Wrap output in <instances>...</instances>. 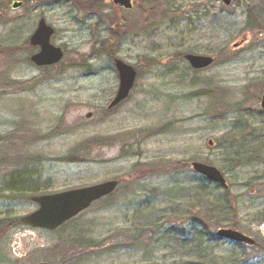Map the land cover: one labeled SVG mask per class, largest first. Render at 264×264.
I'll return each mask as SVG.
<instances>
[{
  "label": "rangeland",
  "instance_id": "1",
  "mask_svg": "<svg viewBox=\"0 0 264 264\" xmlns=\"http://www.w3.org/2000/svg\"><path fill=\"white\" fill-rule=\"evenodd\" d=\"M12 1L0 4V220L35 210L34 194L120 185L54 231L4 229L0 264H264V146L257 145L264 143V0H134L128 10L99 0L100 13L89 18L93 0L17 10ZM252 5L261 17L254 29L246 23ZM40 15L64 50L48 68L29 60ZM187 53L214 62L194 70ZM114 58L137 75L128 97L108 110L118 85ZM239 144L260 146L258 158L232 164ZM33 156L39 160L23 166L6 160ZM191 161L217 167L229 185L203 192L207 219L194 204L199 175ZM200 218L213 229L208 242L193 240L196 247ZM172 227L179 235H165ZM218 228L256 244L213 242ZM138 233L151 240L135 242ZM200 250L209 263L197 260Z\"/></svg>",
  "mask_w": 264,
  "mask_h": 264
},
{
  "label": "water",
  "instance_id": "2",
  "mask_svg": "<svg viewBox=\"0 0 264 264\" xmlns=\"http://www.w3.org/2000/svg\"><path fill=\"white\" fill-rule=\"evenodd\" d=\"M224 5H229L231 0H219ZM113 4L130 9L132 7L131 0H112ZM20 6L19 2L12 4L13 8ZM53 29L48 26L42 18L36 30L30 36L29 41L31 45L39 46V52L30 57L32 63L37 66L52 65L60 61L62 58V51L59 47L50 44V36ZM244 38L234 44L237 46ZM185 59L194 69H203L211 65L213 58L205 55L186 54ZM114 65L118 72L119 83L116 94L107 108L116 106L118 103L126 99L130 90L133 87L136 71L134 68L120 59H114ZM260 107L264 110V94L260 97ZM211 145V140L208 141ZM191 167L207 180L218 183L224 188H227L225 177L222 172L215 166L206 163L193 161ZM117 180H108L101 183L88 185L84 187L74 188L61 192L32 196L31 200L35 202L38 207L34 211L21 217V221L32 227L46 230H55L66 221L76 216L90 206L94 201L110 194L116 187ZM219 239L230 242H244L253 244L254 240L244 234L231 229L220 228L215 232ZM37 264H48L45 262Z\"/></svg>",
  "mask_w": 264,
  "mask_h": 264
},
{
  "label": "trees",
  "instance_id": "3",
  "mask_svg": "<svg viewBox=\"0 0 264 264\" xmlns=\"http://www.w3.org/2000/svg\"><path fill=\"white\" fill-rule=\"evenodd\" d=\"M246 15H247V26L248 27H254L256 26V24L258 23H261V17H260V11L258 9V7L256 6H248L247 7V12H246ZM255 23V25H254ZM259 27H260V24H259ZM256 28V27H255ZM264 93V91H263ZM262 145L264 146V143L262 142H257V145ZM250 146H245V144L243 145H238V147L236 146L235 149H233V152L230 154L231 156V163H235L236 166L240 165V164H243L244 162H249L251 159H256L258 158L259 156V152H260V149L258 147L260 146H257V148H248ZM5 158V157H3ZM7 160V163L10 164V163H14L15 166H19V165H27V164H31V163H34V162H37L39 160V157H28V158H25V159H22L21 161H18V162H13L12 159H6ZM198 180H199V184L197 185V187H195V189L197 190V194H198V197L200 199H195V202L194 204L197 203V205H200L201 209V213L203 215L204 218H208V210H202V209H205L206 207V204H205V200L201 199V198H204L203 196H205L206 194H204L203 192L204 191H207V189H217V188H220L218 185L216 184H213L211 182H208L207 180H205L203 177L201 176H198ZM227 190H225L226 192ZM18 192H23V191H19ZM199 192V193H198ZM113 194V193H112ZM110 194L109 196L105 197L106 199H108L109 197H111ZM30 198V197H29ZM222 201V200H221ZM221 204H223L221 202ZM219 207V206H218ZM219 208H222L223 210L227 211L228 210V207L226 206V203L224 201V204L221 205ZM221 213L223 212H220L218 213L219 215H221ZM200 221L201 223H196V227L198 228V230L196 232L193 233V239H195L196 241L199 240L200 237L204 236L203 234H205V232L207 231L206 229H204L208 224V222L202 218H200ZM260 221H264V217H262L260 219ZM23 225L22 222L20 221V219H13V220H8V219H1L0 220V237L1 236V233L4 232V229H8V228H13V227H19ZM165 235H175L174 234V231L169 228L165 231ZM211 228H208V235H211ZM167 235V236H168ZM132 239L137 242V243H141L143 245H146L148 243L149 240H151L148 236H146V234H141V233H138L136 236H132ZM195 241V242H196ZM200 241H203V242H208V238L205 239V238H202L200 239ZM173 243H175L173 241ZM199 247V243L196 242V247ZM88 247V246H87ZM202 252V254H201ZM197 256V260H199V262H204L206 261L207 263H209L211 261V259H209V254L208 253H203V251H199L198 254L196 255ZM211 258V257H210ZM185 264H189V263H185ZM193 264V263H192ZM194 264H200V263H194Z\"/></svg>",
  "mask_w": 264,
  "mask_h": 264
},
{
  "label": "flooded vegetation",
  "instance_id": "4",
  "mask_svg": "<svg viewBox=\"0 0 264 264\" xmlns=\"http://www.w3.org/2000/svg\"><path fill=\"white\" fill-rule=\"evenodd\" d=\"M0 1H5V0H0ZM19 2L20 3V6L19 7H17V8H12L11 7V5H10V8L11 9H14V10H17V9H19V8H21L22 6H29V5H32V4H34V7L33 8H37L36 7V5H40V4H42V3H44V5H52V6H54V5H56L57 3H65L66 1H64V0H14V1H12V2ZM52 3H51V2ZM91 1V0H90ZM99 2V0H93V5H92V8H93V11L94 12H89V13H87V17L89 18L90 17V15H93V16H97V13H100V11H99V6L97 5V3ZM1 10H3L4 11V9H1ZM1 12V11H0ZM44 19L45 20V22L48 24V22L46 21V19H45V17L44 16H39V18L37 19V21H36V23H35V28H34V30H33V32L35 31V29H36V27L38 26V23H39V21L41 20V19ZM50 25V24H49ZM51 26V25H50ZM91 26H93L92 24H91ZM54 28V27H53ZM32 32V33H33ZM54 34H55V29L53 30V34L51 35V37H50V43L51 44H54V42H53V37H54ZM30 45V44H29ZM30 47H31V49H32V54H34V53H36V52H38V50H39V46H37V45H34V46H32V45H30ZM60 47V46H59ZM61 48V47H60ZM62 49V51H63V57H64V50H63V48H61ZM31 54V55H32ZM63 57L61 58V60L63 59ZM61 60H60V62H61ZM60 62H58V63H60ZM58 63H56V64H54V65H57ZM54 65H51V67L52 66H54ZM46 68H48L47 66H45ZM171 229H173L174 230V227H172ZM176 233H178L176 230H174ZM194 239H192L191 238V242L193 241ZM193 242H195V241H193ZM190 243V242H189Z\"/></svg>",
  "mask_w": 264,
  "mask_h": 264
}]
</instances>
